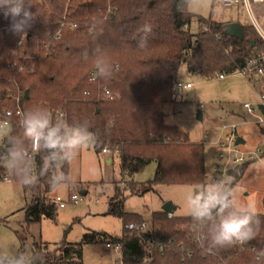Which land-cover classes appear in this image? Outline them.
I'll return each mask as SVG.
<instances>
[{"label": "trees", "instance_id": "1", "mask_svg": "<svg viewBox=\"0 0 264 264\" xmlns=\"http://www.w3.org/2000/svg\"><path fill=\"white\" fill-rule=\"evenodd\" d=\"M191 1L26 0L34 19L24 33L14 31L13 17L0 9V120L5 112L14 113L12 131L0 143V173L8 172L5 165L11 164L14 181L31 194L24 208L27 225L56 219L58 204L51 192L57 186L68 184L83 191V183L69 179L66 141L76 128L93 134L97 154L108 148L120 155L123 178L133 177L152 161L157 163L153 182L126 183L132 194L144 195L157 184L187 185L205 192L209 184L203 145L165 123V109L176 101L173 89L179 68L184 64L206 79L234 74L248 58L264 51V40L253 26H243L241 41L226 35L225 23L206 20H200V33L193 34L187 28L193 18L188 10ZM59 31L62 35L57 39ZM98 63L110 75L93 80ZM21 66L26 70L19 72ZM101 87L114 95L113 101L98 98ZM19 92L23 114L45 109L53 125H61L58 111L67 114L62 147L49 148L41 139L33 158L24 154L32 152V140L16 116ZM226 195L230 206L217 208L205 220L208 239L202 246L192 238L196 220L169 218L160 210L152 215L146 232L149 240L141 237L142 232L126 231L122 237L87 232L81 242L53 249L48 243H35L29 261L20 252L14 259L0 256V264H84L85 245L95 244L122 245L125 264H142L145 259L149 264H263L257 257L264 256V214L254 215L259 226L250 241L211 245V234L222 221L242 214L231 201V189ZM124 200L117 187L106 214L124 218L126 230L130 224H143L140 217L124 212Z\"/></svg>", "mask_w": 264, "mask_h": 264}, {"label": "rangeland", "instance_id": "2", "mask_svg": "<svg viewBox=\"0 0 264 264\" xmlns=\"http://www.w3.org/2000/svg\"><path fill=\"white\" fill-rule=\"evenodd\" d=\"M193 15L187 28L193 34L201 31L200 20L218 23H240L242 26L258 27L243 5L234 8H224L219 0H192L188 6ZM253 6V14L260 20L264 31V11ZM259 32V31H258ZM260 33V32H259ZM26 69L21 66L19 72ZM225 79H206L189 72L182 64L179 68V81L190 84L191 88L182 89L176 96V101L165 109V123L176 126L189 135L192 143L204 147V162L207 182L211 180L215 169L224 165L232 170L241 168L240 177H226L231 184V201L238 211L241 205H251L254 215L264 214V156L260 160L234 165L233 161L242 153L262 151L264 153V125H258L259 112L250 114L243 106L246 103L258 108L259 96L255 88L239 74H225ZM18 93L17 102L21 96ZM201 107V108H200ZM201 111L203 119L197 118ZM236 127L235 141L244 140L243 145L232 146L237 152L229 151V142L225 135ZM12 131L7 127L0 131V143ZM225 144L226 147H223ZM231 147V146H230ZM69 179L74 183H83L82 195L80 188L74 190L68 184L57 186L52 192L53 199L61 197L66 201L65 208L58 206L55 220L43 219L42 222L27 225L25 206L30 201L31 194H25L22 186L15 181H0V256L14 259L22 253L24 261H29L35 243H48L53 249L62 243H79L85 233H107L122 237L126 230L125 219L107 215L109 201L116 194V188L122 189L125 196L123 210L129 216L140 217L148 226L151 224L154 212L163 210L167 203L174 206V216H192L197 196H202L201 189L187 185L157 184L154 190L144 195L132 194L128 183L145 184L155 180L158 165L155 161L136 173L133 177L122 176L121 160L118 153L97 154L89 142L76 147L68 145ZM239 153V154H238ZM223 156L220 162V157ZM108 160H111L108 163ZM8 173L12 175L11 164ZM211 188H206V190ZM201 191L196 193V191ZM205 190V191H206ZM72 194L79 196V203H70ZM84 264H121V252L107 245H85Z\"/></svg>", "mask_w": 264, "mask_h": 264}, {"label": "clouds", "instance_id": "3", "mask_svg": "<svg viewBox=\"0 0 264 264\" xmlns=\"http://www.w3.org/2000/svg\"><path fill=\"white\" fill-rule=\"evenodd\" d=\"M0 9H7L5 15L13 17V30L24 33L34 19V14L31 11V6L26 3V0H0ZM145 31H150V28H145ZM146 43L145 40L141 44ZM98 71L94 73L101 77H108L110 71L99 63ZM45 109H37L28 111L23 114V127L25 135L32 138L34 143H38L41 139L49 148L62 147L65 143L61 136V127L59 124L53 125L51 113ZM66 127V125H65ZM94 138L91 132L85 129L83 132L79 128L74 129L69 135L66 143L71 147H76L89 139ZM195 207L191 211V215L195 220H203L211 217L212 209L219 208L221 211L230 206L228 195H221L219 192H210L207 197L197 196L194 201ZM238 211L241 215H235L222 221L219 230L211 234L210 243L213 247L231 245L234 243H246L253 239L259 226V221L254 219V212L251 205H241ZM255 225V227H254ZM206 236H200L197 239L198 245H203ZM264 255V253H261ZM22 264V262H21Z\"/></svg>", "mask_w": 264, "mask_h": 264}, {"label": "built area", "instance_id": "4", "mask_svg": "<svg viewBox=\"0 0 264 264\" xmlns=\"http://www.w3.org/2000/svg\"><path fill=\"white\" fill-rule=\"evenodd\" d=\"M219 1H220V4L224 8H234V7L239 6V5H243V6L247 7V9L251 13V15L255 21L256 26L258 27L257 32L258 31L260 32V33L259 32L258 33L261 36V38L264 40V31L261 29V27L259 25V23H260L259 20H257L253 14V6L263 5L264 0H219ZM111 12H112L111 10H109L107 12L106 18L110 15ZM61 26H64V22L61 23ZM71 27L75 28V26H71ZM61 35H62V32L59 31L55 35V37L57 39H59L61 37ZM22 42H23L22 40H20L18 42V47H21ZM236 73L241 75L242 77H244L257 91L258 96H259V101H260V105L258 106V108H253L252 105L249 103L244 104L243 107L250 114H254L255 112L258 111L260 114L258 125H264V113H263V108H264V51L257 53V54H254L250 58H248L246 60L245 64L241 68H239L234 74H236ZM217 77L219 79H225L226 75L222 73V74H218ZM92 79L97 80L98 76L96 75L95 78H92ZM189 88H191L190 84H184V83L178 81L176 83V85L174 86L173 92L176 95V94H178V92L180 90L189 89ZM98 98L103 99V100L113 101L115 97L106 87H101L99 90V97ZM13 116H14V113L11 111H7L3 114V116L1 117V120H0V131L4 130L7 127H11L14 124L13 120H12ZM16 116L19 117V119L21 120V126H23V112L19 106V100H18V110L16 112ZM66 118H67V114L65 112L58 111L56 113L57 122H59L61 124L60 125L61 133L60 134H61V136H63V138H65V133H66V127L63 125L66 122ZM235 132H236V127H233L232 132L225 135V140L227 142H229V151H231V152L232 151L237 152V151H234L235 149H232V146L236 142L235 141ZM31 140H32V152L31 153L24 152V154L29 156L30 158H33L34 154L38 150L40 141L38 143H34L32 138H31ZM88 141L92 144L93 138L89 139ZM223 147H226L225 144H223ZM102 153L103 154H109L111 152L108 148H104ZM239 155L240 156H238L233 161L234 165H239V164L245 163V162L260 160L264 156V153L262 151H258V152H251V153H242ZM222 158H223V156L220 157V162L222 161ZM224 171L225 172L222 171L220 166H218L215 169L214 175L211 178V180L208 182L209 185L207 187V188H211V190L210 189L206 190L202 195L203 197H207L210 192H219L221 195H226V193L231 189V184H229L226 181V177H231L228 175V172L230 171L228 165H224ZM0 181L11 182V181H14V179H13V176L11 174H9L8 172H5V173H0ZM55 200H56V202L60 208L66 207L67 202L64 201L61 197H57V198H55ZM69 202L74 203V204H78L79 203V196L77 194H72L70 199H69ZM216 209H212L211 215L213 214V212ZM168 217L172 218L173 217L172 213H169ZM205 220H206V218L203 220H196L197 225H195L193 227L194 232H193L192 238H193L194 242H196V243H197V239L200 236H205L204 235ZM127 229H128L130 234H133L134 232L146 233L149 230V226L146 225L145 223H143L139 226H136L134 224H130L127 226ZM112 246H114V245H107V248L110 249V248H112ZM114 247H115V250L122 253V245H116ZM163 247L164 246L161 245L162 250L164 249ZM257 258L262 259L263 264H264V256H262V258H261V256H258ZM121 264H125V263H123L121 261ZM142 264H149V261L147 259H145Z\"/></svg>", "mask_w": 264, "mask_h": 264}, {"label": "water", "instance_id": "5", "mask_svg": "<svg viewBox=\"0 0 264 264\" xmlns=\"http://www.w3.org/2000/svg\"><path fill=\"white\" fill-rule=\"evenodd\" d=\"M226 35L232 38H235L237 40H243L244 39V29L243 26L240 23H231V24H227L226 25V31H225ZM255 41L252 42V47L255 46ZM26 97H28V92H26ZM263 113H264V108H263ZM197 118L198 120H202L203 119V115L202 112L199 111L197 114ZM245 142L243 139L238 138L235 142V145H243ZM228 175L231 176L234 179H238L240 177V173H239V168L236 167L232 170H230L228 172ZM196 193H199V190L196 191ZM82 195L85 196L86 192H82ZM163 211L167 212V213H173L174 211V206L172 205V203H167L165 204V206L163 207ZM141 237L145 238L146 240L150 239V235L147 233H143L141 235Z\"/></svg>", "mask_w": 264, "mask_h": 264}, {"label": "crops", "instance_id": "6", "mask_svg": "<svg viewBox=\"0 0 264 264\" xmlns=\"http://www.w3.org/2000/svg\"><path fill=\"white\" fill-rule=\"evenodd\" d=\"M257 7H258V9H260L259 11H264V4L263 5H256ZM259 22H260V20H259ZM67 152H68V154H69V150H68V144H67ZM69 157H70V155H69ZM111 162V160H108V163H110ZM73 182V181H72ZM83 192H86V191H83ZM86 194H87V192H86ZM172 215L174 216V214L172 213ZM180 217H184V216H180Z\"/></svg>", "mask_w": 264, "mask_h": 264}]
</instances>
